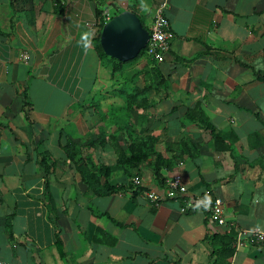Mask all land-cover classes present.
I'll return each mask as SVG.
<instances>
[{"label":"crops","instance_id":"1","mask_svg":"<svg viewBox=\"0 0 264 264\" xmlns=\"http://www.w3.org/2000/svg\"><path fill=\"white\" fill-rule=\"evenodd\" d=\"M143 1L146 28L166 4L174 36L164 62H155L164 79L149 93L155 106L129 115L119 92L143 90L154 66L146 57L113 75L99 61L92 47L95 3L0 0V260L6 264H215L216 236L235 239L232 258L220 254L219 264H264V243L250 238L264 231V82L258 79L264 0ZM109 4L126 9L127 0ZM198 107L220 133L218 143L187 120ZM102 134L104 145L90 149ZM147 136L164 159L185 151L173 172L161 171L164 185L147 164L101 179L127 191L92 194L79 172L84 159L91 158L90 169L113 167L119 150ZM67 142L78 153L73 161ZM176 174L187 189L183 196L146 198L152 191L165 196ZM217 199L222 227L211 219Z\"/></svg>","mask_w":264,"mask_h":264},{"label":"trees","instance_id":"2","mask_svg":"<svg viewBox=\"0 0 264 264\" xmlns=\"http://www.w3.org/2000/svg\"><path fill=\"white\" fill-rule=\"evenodd\" d=\"M93 3L96 4V18H97V24L94 27L93 32V39H92V47L94 51L96 52L97 57L99 58V61L107 66L108 68L112 69V74H118V72L124 70L127 66H130L137 62L139 59L143 57H149L147 55L146 49L141 52L140 56L136 58L134 61L128 62V63H121L113 58H110L105 55L101 43V33L102 29L105 26V24L108 22L106 18V13H111L110 8L113 7V5L109 4V0H90ZM61 11V8H58L56 12ZM124 11H129L137 15V17L140 19L143 27L147 30L145 25V19H146V6L144 5L143 0H127V7L126 9H117L115 10L114 16H117ZM114 16H112L110 19H112ZM153 68L150 70V72L146 73L145 75V82L146 85L143 90H139L136 87H130L127 89L121 90L119 92V95L126 99V106L125 111L128 112L129 115H131L132 111H142V110H149L153 108V102L150 103L149 100V93L152 89L155 88L156 92L160 88V83L164 82L163 77L161 76L156 63L152 61ZM258 79L264 82V70L263 72L258 73ZM187 120L189 122L197 123L201 128L205 129L206 131H209L213 137V139L217 142L219 140L220 133L217 132L215 127L210 123L207 116L204 115V113L201 111L200 107L188 111ZM130 138V137H129ZM105 137L102 134V136H98V139L91 143L89 145L90 149H98L99 147H102L104 145ZM98 142V143H97ZM157 143V140L155 138H152L150 136L143 137V138H135L131 141L129 144V147L121 151L119 150L117 152V163L113 167H100L95 169H90L89 165H91V158L86 157L79 168V172L87 185L89 191L97 196H106L108 194H115L119 192L127 191L124 187H111L106 183L105 185H101V179L111 178V175H113L115 172H125L130 173V171L134 168H139L142 165H149L152 167V170L154 172V175L158 180L162 181V185H164L163 178L161 177L160 173L162 170L173 172L175 168L182 163L181 157L185 154V151H181L179 153V156L174 157L172 160L164 159L162 155L155 152V144ZM218 143V142H217ZM186 147V144L183 143L179 148L181 150ZM188 147V146H187ZM64 151L66 153V156L71 161L75 160L78 156V153H75V145L72 142H67L66 146L64 147ZM47 160V158H46ZM46 160L42 159V163L46 164ZM47 171H49L48 166L45 167ZM136 186V185H135ZM129 189H132L130 187ZM46 196L51 199L50 191L48 186H46L45 189ZM214 204V201H212L211 205ZM225 237V238H224ZM235 239L234 236H216L212 239L213 246H218L221 248L219 251L215 250V253L218 255L216 256L215 264H219L221 260L220 254H224L225 259L232 258L234 254V246ZM226 260V261H227ZM228 264V262H227Z\"/></svg>","mask_w":264,"mask_h":264},{"label":"built area","instance_id":"3","mask_svg":"<svg viewBox=\"0 0 264 264\" xmlns=\"http://www.w3.org/2000/svg\"><path fill=\"white\" fill-rule=\"evenodd\" d=\"M166 4H162L157 8L154 21L150 28V39L146 46L147 55L149 58L161 64L164 62L165 54L169 50V41L173 38V32L171 30L168 19L165 16ZM107 21L110 20L109 14L106 13ZM29 59L28 55L24 57V60ZM135 185H139V180L134 181ZM187 192V189L183 183L182 177L176 174L174 178L168 182L167 188L165 190V196L158 194L155 191L146 193V198H148L152 203H160L164 200H176L183 196ZM211 219L213 222L219 226L225 225V219L222 214V201L217 199L211 208ZM243 234V233H242ZM242 234H239L237 247L243 246L241 242ZM251 240L254 243H264V231L255 230L251 232ZM0 264H6L4 261L0 260Z\"/></svg>","mask_w":264,"mask_h":264},{"label":"water","instance_id":"4","mask_svg":"<svg viewBox=\"0 0 264 264\" xmlns=\"http://www.w3.org/2000/svg\"><path fill=\"white\" fill-rule=\"evenodd\" d=\"M149 39V30L143 27L137 15L124 11L105 24L100 43L106 56L128 63L140 56Z\"/></svg>","mask_w":264,"mask_h":264},{"label":"rangeland","instance_id":"5","mask_svg":"<svg viewBox=\"0 0 264 264\" xmlns=\"http://www.w3.org/2000/svg\"><path fill=\"white\" fill-rule=\"evenodd\" d=\"M110 12H111V17L114 16V14H115V10H114V8H110ZM145 58H146V57L140 59L138 62H141V61L144 60Z\"/></svg>","mask_w":264,"mask_h":264},{"label":"clouds","instance_id":"6","mask_svg":"<svg viewBox=\"0 0 264 264\" xmlns=\"http://www.w3.org/2000/svg\"><path fill=\"white\" fill-rule=\"evenodd\" d=\"M109 17H110V15H109ZM110 18H111V17H110ZM110 20H111V19H110ZM110 20H109V21H110ZM109 21H108V22H109ZM149 32H150V30H149Z\"/></svg>","mask_w":264,"mask_h":264},{"label":"bare ground","instance_id":"7","mask_svg":"<svg viewBox=\"0 0 264 264\" xmlns=\"http://www.w3.org/2000/svg\"><path fill=\"white\" fill-rule=\"evenodd\" d=\"M102 1V0H101Z\"/></svg>","mask_w":264,"mask_h":264}]
</instances>
